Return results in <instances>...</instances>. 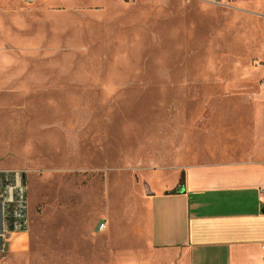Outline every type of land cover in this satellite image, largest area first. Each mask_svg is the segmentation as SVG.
<instances>
[{"label": "rangeland", "instance_id": "374dc122", "mask_svg": "<svg viewBox=\"0 0 264 264\" xmlns=\"http://www.w3.org/2000/svg\"><path fill=\"white\" fill-rule=\"evenodd\" d=\"M262 96L264 0H0V169L31 220L9 258L149 256L155 173L255 143Z\"/></svg>", "mask_w": 264, "mask_h": 264}, {"label": "crops", "instance_id": "0c3cea01", "mask_svg": "<svg viewBox=\"0 0 264 264\" xmlns=\"http://www.w3.org/2000/svg\"><path fill=\"white\" fill-rule=\"evenodd\" d=\"M256 108L255 143L204 152L171 169L167 180L155 173L143 216L151 254L117 261L264 264V105ZM26 244L24 236L15 238V252Z\"/></svg>", "mask_w": 264, "mask_h": 264}, {"label": "built area", "instance_id": "2783aa9c", "mask_svg": "<svg viewBox=\"0 0 264 264\" xmlns=\"http://www.w3.org/2000/svg\"><path fill=\"white\" fill-rule=\"evenodd\" d=\"M211 1L220 4L224 0ZM28 181L24 169H0V264H18L9 258L16 251L14 239L30 233ZM105 228V223H101L98 230Z\"/></svg>", "mask_w": 264, "mask_h": 264}, {"label": "bare ground", "instance_id": "6f19581e", "mask_svg": "<svg viewBox=\"0 0 264 264\" xmlns=\"http://www.w3.org/2000/svg\"><path fill=\"white\" fill-rule=\"evenodd\" d=\"M25 236H26V235H25ZM25 236H24V237H25Z\"/></svg>", "mask_w": 264, "mask_h": 264}]
</instances>
